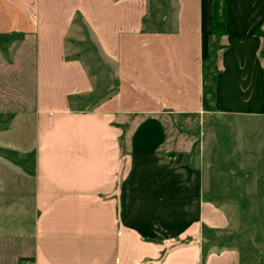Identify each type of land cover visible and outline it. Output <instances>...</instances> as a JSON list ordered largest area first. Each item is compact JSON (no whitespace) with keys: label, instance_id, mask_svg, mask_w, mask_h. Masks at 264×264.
Returning a JSON list of instances; mask_svg holds the SVG:
<instances>
[{"label":"crops","instance_id":"1","mask_svg":"<svg viewBox=\"0 0 264 264\" xmlns=\"http://www.w3.org/2000/svg\"><path fill=\"white\" fill-rule=\"evenodd\" d=\"M176 2V29L156 33L141 24L148 0H0V46L30 45L34 71L31 104H5L33 125L34 214L15 264H264L206 193L203 139L195 156L167 131V115L204 113L213 27V0ZM226 17L218 108L259 118L264 0H226ZM91 49L112 63L100 90Z\"/></svg>","mask_w":264,"mask_h":264},{"label":"rangeland","instance_id":"2","mask_svg":"<svg viewBox=\"0 0 264 264\" xmlns=\"http://www.w3.org/2000/svg\"><path fill=\"white\" fill-rule=\"evenodd\" d=\"M148 2L142 28L156 33L174 31L176 0H163L162 5L157 0ZM163 12L169 15L165 23L161 20ZM90 40L93 39L90 37ZM10 43L11 48L0 46V264H15V255L29 248V242L14 235L28 229L34 214L33 125L27 119L26 111L14 109L13 104L5 105L7 102L23 103V99H27L26 105L31 104L32 50L30 45L17 48L16 41ZM224 44V39L208 36L204 81L213 94L207 90L204 94V113L167 115L166 118L172 121L167 131L179 144L186 142L183 139L188 137L186 140L194 145L195 156L200 151V139H203L202 169L206 193L213 195L227 209L232 235L245 254L250 249L256 260L264 262V115L237 117L218 108L216 80L213 83L212 79L221 72L220 56L227 48ZM258 54L264 58V46ZM95 55L96 50L91 49L82 58L93 85L100 90L104 84L111 83L106 67H111L112 63L91 61ZM108 95L104 92L101 98ZM82 100L88 102L87 98ZM23 262L17 261L18 264Z\"/></svg>","mask_w":264,"mask_h":264},{"label":"trees","instance_id":"3","mask_svg":"<svg viewBox=\"0 0 264 264\" xmlns=\"http://www.w3.org/2000/svg\"><path fill=\"white\" fill-rule=\"evenodd\" d=\"M213 27H212V37L215 39H222L226 36L225 24H226V0H213ZM261 33V32H260ZM227 44H224L223 47H226ZM222 47V49H223ZM221 49V50H222ZM214 63V62H213ZM205 80V79H204ZM215 83V77L212 79ZM206 90L213 94V90H209L205 86L204 81V94Z\"/></svg>","mask_w":264,"mask_h":264},{"label":"built area","instance_id":"4","mask_svg":"<svg viewBox=\"0 0 264 264\" xmlns=\"http://www.w3.org/2000/svg\"><path fill=\"white\" fill-rule=\"evenodd\" d=\"M23 264H32L31 261H24Z\"/></svg>","mask_w":264,"mask_h":264}]
</instances>
